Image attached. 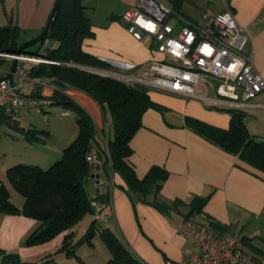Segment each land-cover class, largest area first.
Returning a JSON list of instances; mask_svg holds the SVG:
<instances>
[{
  "label": "crops",
  "instance_id": "1",
  "mask_svg": "<svg viewBox=\"0 0 264 264\" xmlns=\"http://www.w3.org/2000/svg\"><path fill=\"white\" fill-rule=\"evenodd\" d=\"M162 1L192 21H200L203 13L214 15L229 9L245 28L248 34L245 51L251 55L255 70L264 77V0ZM134 2L83 0L94 33L93 37L83 41L84 49L107 61L111 70L106 71H127L129 65L159 57L151 50L147 38L135 39L121 20V15ZM54 3L55 0H0V25L17 26L20 30L18 42L22 44L40 34ZM188 6L198 8L197 20L191 18ZM55 44L54 41L51 46ZM11 64L12 58L9 57L0 62V77L9 73ZM91 68L95 70V67ZM62 91L91 117L94 127L92 145L107 152V137L112 132L109 112L79 88L67 85ZM21 93L50 96L53 89L49 84L28 81L21 87ZM150 96L162 108L145 110L141 126L129 141L132 153L128 159L138 178L145 176L154 165L163 168L167 175L157 192L151 191L144 197L139 194L130 196L110 163L92 168L85 189L90 198L97 196L102 189L97 199L103 202L101 211L105 221L101 227L118 235L146 264H186L196 247L189 239L177 234L176 228L182 221L189 220L215 236L241 234L243 239L248 238L245 253L253 264H264V249L255 245L254 238L245 233L251 229L252 234H256L253 222L264 218V172L201 136L186 122L187 117H194L225 129L230 112L164 91L150 90ZM253 102L264 103V91L257 94ZM32 111L39 115L43 112L39 108L28 109L21 105L10 117L25 129L39 130L38 135L52 137L53 127L58 124L53 125L51 121L46 128H40L34 123L38 116L32 115ZM242 111L249 132L264 141V106ZM1 112L0 108V119ZM0 125L8 140L7 149L0 151V184L8 188L11 200L21 206L23 197H19L8 181L6 169L17 163L50 165L75 137V132L71 135L62 131L65 133L57 134L56 143L51 144L45 140H26L15 128L1 121ZM75 126L77 133V124ZM200 199L203 201L199 205ZM85 215L75 239L85 233L93 219L92 214ZM36 225L37 221L31 217L0 213V248L7 251L19 249L20 256L31 261L46 255L54 256L52 253L57 252L65 232L40 245L24 247L21 244ZM55 256L57 261L63 260L62 256L70 259L64 252Z\"/></svg>",
  "mask_w": 264,
  "mask_h": 264
},
{
  "label": "trees",
  "instance_id": "2",
  "mask_svg": "<svg viewBox=\"0 0 264 264\" xmlns=\"http://www.w3.org/2000/svg\"><path fill=\"white\" fill-rule=\"evenodd\" d=\"M20 30L17 26L0 25L1 53H16ZM90 18L85 13L83 0H59L51 26L40 46L32 50L30 45L21 53L42 56L55 62L25 63L27 75L52 78L56 86L50 95L54 104H61L76 112L77 133L62 149L58 159L44 168L37 164L17 163L6 169V177L13 188L23 197L21 206L10 197L8 188L0 184V213L22 214L37 221V225L25 238L26 245L42 243L64 233L57 249L65 256L74 255L77 264H85L75 255V234L73 227L85 214L92 213L90 197L85 182L91 174L92 166L85 154L92 145L94 127L91 117L72 99L63 93L67 85L79 88L91 95L103 110L109 112L112 122L111 135L107 137V152L98 150L102 165L110 163L112 170L122 178L127 192L146 196L159 189L167 172L156 165L142 178H138L129 161L132 149L129 141L141 126V117L146 109L162 106L153 101L150 90L140 84H127L109 75H102L80 67V65L109 68L107 61L84 49V40L93 37ZM47 38L56 44L44 52L39 49ZM32 45V44H31ZM38 96V95H37ZM0 121L15 128L29 141H43L41 131L19 126L1 109ZM47 111V110H46ZM228 127L223 129L194 117H187V125L206 139L217 144L226 152L235 154L242 161L264 172V141L255 138L244 122V111L228 109ZM99 199V195L95 196ZM203 199L198 200V204ZM94 218L90 222L82 240L91 241L98 234L110 251L105 264H146L130 250L123 240ZM80 237V238H81ZM74 242V243H73ZM0 264H60L54 263L52 255L42 260H27L15 251L0 248ZM71 258V257H67Z\"/></svg>",
  "mask_w": 264,
  "mask_h": 264
},
{
  "label": "built area",
  "instance_id": "3",
  "mask_svg": "<svg viewBox=\"0 0 264 264\" xmlns=\"http://www.w3.org/2000/svg\"><path fill=\"white\" fill-rule=\"evenodd\" d=\"M121 20L135 39L147 38L159 57L129 65L127 71H111L115 78L194 99L210 108L228 111L264 106L253 102L264 91V77L255 70L251 55L245 51V28L229 9L214 15L203 13L200 21H192L162 0H135ZM1 55L16 58L17 64L11 80H0V108L8 114L21 105L47 112L54 104L50 96L24 95L21 87L28 81L40 80L27 75L25 63L55 61L25 53ZM60 114L70 115L66 110ZM44 117L47 119L46 114ZM85 159L92 168L103 162L94 145L87 150ZM101 192L102 189L98 195ZM102 203L95 196L90 199L93 218L103 223ZM176 233L196 247L186 264H253L243 249L241 234L215 236L189 220L179 223Z\"/></svg>",
  "mask_w": 264,
  "mask_h": 264
},
{
  "label": "rangeland",
  "instance_id": "4",
  "mask_svg": "<svg viewBox=\"0 0 264 264\" xmlns=\"http://www.w3.org/2000/svg\"><path fill=\"white\" fill-rule=\"evenodd\" d=\"M187 9H190L189 13L191 18L197 20L199 18V12H198V8L195 7V9L192 6H188ZM44 47L40 48L39 50L41 52H44L47 48L51 47V45H53L54 40L51 38H47L46 41H44ZM40 46V42L34 43L32 45H30V48L32 50H36L38 49ZM4 58H8V57H4ZM13 59V58H12ZM90 67V66H85V65H80V67ZM82 67V68H83ZM102 75H109L112 77H115L112 75L111 71H106L108 69L111 70V68H95V70L93 68H84ZM102 70V71H101ZM40 80L39 82L44 83V84H49L50 86L53 85L52 83V78H45V77H39ZM54 90V89H53ZM150 90V89H149ZM41 96V95H39ZM62 110H66L70 113V115H61L60 112ZM32 115L34 114L35 116V121L34 123L39 126L40 128H46L47 124L51 121H53V125L54 124H58L57 127H53V135L52 137H47L45 136L44 139L46 141V143H51L53 144L54 142L56 143V138H57V134H61V133H65L66 131L71 134L72 132H75L73 136L76 135V122L74 117H76V112L74 110H71L70 108H66L61 104H53L51 105L48 109L47 112H41V114H37L35 111H32L31 113ZM47 115V119L44 118V115ZM53 119H62V120H53ZM1 126V125H0ZM65 131V132H62ZM6 133L5 131L2 130V128H0V151L2 152L3 150L7 149L6 146V141L7 138L5 137ZM44 168L48 167L49 165H43ZM19 195V194H17ZM19 197H22L19 195ZM90 214L92 213H87L85 215V217H89ZM93 216V215H92ZM82 221H84L83 219L80 220L77 224L74 225L73 230H74V234L77 235L79 228H81L82 225ZM87 222V221H86ZM254 223V224H253ZM253 227L257 228V233L256 234H252L253 231H251V229H249L248 231H245L246 236L248 237V234H250V237H252L251 239L254 240V244L261 247L262 249H264V218H260L259 220H255V222H253ZM252 227V228H253ZM35 228V227H34ZM252 234V236H251ZM81 236H77L74 242H77L74 246L75 249V255H77L85 264H105V262L110 258L111 254L110 251L108 250V248L106 247V245L104 244L102 238L100 236H98V234H95L93 236V238L91 239L90 242H88L87 240H82ZM247 239H243V248L245 250V248L248 247L247 244ZM250 239V241H251ZM48 242V241H46ZM73 242V243H74ZM45 243V242H42ZM42 243H37V244H32V245H26L25 241H22V245H25L24 247H28V246H34V245H40ZM10 251H15V252H19V249H12ZM246 251V250H245ZM61 251L52 253L54 256V259L52 260L54 263L56 262V258L57 256H55L56 254H59ZM248 253V252H247ZM249 254V253H248ZM1 256V254H0ZM63 260L59 261L60 264H77V259L74 257V255L71 256H67V257H71L70 259H64V256H62ZM44 258V257H43ZM38 260V259H35ZM42 260V259H39Z\"/></svg>",
  "mask_w": 264,
  "mask_h": 264
},
{
  "label": "water",
  "instance_id": "5",
  "mask_svg": "<svg viewBox=\"0 0 264 264\" xmlns=\"http://www.w3.org/2000/svg\"><path fill=\"white\" fill-rule=\"evenodd\" d=\"M58 1L59 0H55V3L52 7V10L49 14V17L47 19V22L46 24L44 25L43 29L41 30L40 34L37 35L36 37H33L27 41H25L24 43H22L19 47H18V50L16 52V54H20L22 52V50L27 47L28 45H31V44H34V43H37V42H40L47 34L50 26H51V23L53 21V18H54V14H55V11L57 9V5H58ZM16 64H17V59L16 58H13L12 59V64H11V67H10V70H9V73L3 77H0V80L1 79H12L13 77V73L15 71V67H16ZM83 67V66H82ZM83 68H91V67H83Z\"/></svg>",
  "mask_w": 264,
  "mask_h": 264
}]
</instances>
